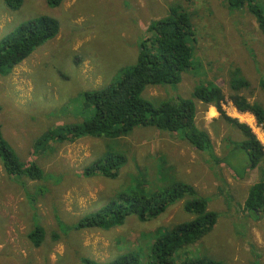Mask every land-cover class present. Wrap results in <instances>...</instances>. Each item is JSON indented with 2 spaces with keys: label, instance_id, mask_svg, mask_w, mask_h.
I'll return each mask as SVG.
<instances>
[{
  "label": "rangeland",
  "instance_id": "rangeland-1",
  "mask_svg": "<svg viewBox=\"0 0 264 264\" xmlns=\"http://www.w3.org/2000/svg\"><path fill=\"white\" fill-rule=\"evenodd\" d=\"M223 1L62 0L51 6L46 0H22L11 9L0 0V38L39 15L59 24L55 37L0 76L3 136L21 160L35 161L43 171L40 180H32L7 175L0 163V264H81L83 257L107 262L129 252L137 255V264H146L156 234L191 217L183 209L184 200L146 221L129 215L109 229L76 230L72 225L118 191L158 190L172 177L192 184L217 213L208 233L173 252L175 261L207 257L220 264H264V214L254 219L244 210L249 187L264 178V158L255 168H244L241 178L236 169L233 174L224 151L244 136L211 105L196 101L195 123L209 133L214 153L198 151L178 133L153 126H138L119 137L56 141L34 151L36 139L49 128L88 118L90 105L83 92L108 85L135 63L146 27L164 16L171 3L191 12L194 66L182 72L181 82L148 86L142 96L154 103L192 98L195 86L212 83L224 95L226 115L248 124L264 144L261 125L251 113L234 107L228 84L236 70V77L248 81L239 93L264 109V35L245 10L230 11ZM118 151L126 161L116 177L84 176V166ZM34 223L44 229L38 247L27 237Z\"/></svg>",
  "mask_w": 264,
  "mask_h": 264
},
{
  "label": "trees",
  "instance_id": "trees-1",
  "mask_svg": "<svg viewBox=\"0 0 264 264\" xmlns=\"http://www.w3.org/2000/svg\"><path fill=\"white\" fill-rule=\"evenodd\" d=\"M11 9L21 6L22 0H4ZM51 6L62 0H46ZM230 11L245 10L264 35V0H224ZM59 24L48 15L24 20L0 38V76L7 75L13 67L27 58L32 51L47 39L57 35ZM196 40L191 12L175 3L169 4L165 16L151 21L140 41L136 61L120 70L115 80L104 87L84 91L83 97L89 103L90 115L81 123L52 127L40 134L34 143V151L41 152L52 142H72L83 136L119 137L138 126L176 132L198 151H211L208 134L195 125L196 101L215 107L219 116L236 126L244 136L235 145L224 151L226 165L241 177L244 168H255L264 158V144L256 137L248 124L226 115L222 104L224 95L220 87L212 83L197 85L192 98L176 96L159 103L146 99L142 92L148 86L177 84L182 72L194 64L193 42ZM233 71L228 84L233 93L231 102L239 112L251 113L264 132V109L260 104L250 103L240 90L248 81L236 77ZM264 91V81L261 83ZM122 152H109L84 166V176L101 174L108 178L117 176L120 166L125 164ZM0 163L7 175H23L32 180L43 177L42 168L35 162H24L4 138L0 128ZM158 190L143 191L130 189L118 191L95 211L82 216L72 225L73 229H109L120 226L129 215L140 221L157 217L165 208L183 201V209L191 218L162 231L152 241L151 257L146 264H220L207 257L186 258L175 261L171 256L181 247L188 246L208 233L217 220V213L208 209L207 200L182 180L173 181ZM172 182V183H171ZM143 188H147L143 185ZM247 216L257 219L264 214V178L253 182L244 200ZM33 245L38 247L44 238V229L37 223L27 234ZM134 253H121L107 262L89 257L81 258V264H137Z\"/></svg>",
  "mask_w": 264,
  "mask_h": 264
},
{
  "label": "crops",
  "instance_id": "crops-1",
  "mask_svg": "<svg viewBox=\"0 0 264 264\" xmlns=\"http://www.w3.org/2000/svg\"><path fill=\"white\" fill-rule=\"evenodd\" d=\"M167 12H168V10H167ZM166 14H167V13H166ZM166 14H165V15H166ZM165 15H164V16H165ZM162 17H163V16H162ZM158 19H159V18H158ZM154 20H157V19H154ZM151 21H153V20H151ZM151 21H150V22H151ZM150 22H149V23H150ZM229 117H231V116H229ZM233 118H234V117H233ZM235 118H237V117H235ZM195 125L197 126L196 123H195ZM197 127H198V126H197ZM198 128H199V127H198ZM199 129H201V128H199ZM160 130H161V129H160ZM201 130H204V129H201ZM163 131H164V130H163ZM204 131H205V130H204ZM166 132H167V131H166ZM205 132H206V131H205ZM206 133H207L208 136H209V133H208V132H206ZM179 137L182 138V139H184V140H186L185 138H183V137H181V136H179ZM209 138H210V136H209ZM242 140H243V139H242ZM186 141H187V140H186ZM187 142H188V141H187ZM210 142H211V139H210ZM188 143H189V142H188ZM189 144H190V143H189ZM211 146H212V145H211ZM212 152L214 153V151H213V146H212ZM230 169H231V168H230ZM232 172H233V171H232ZM233 174H234V173H233ZM237 177H238V176H237ZM174 178H175V177H174ZM238 178H241V177H238ZM175 179H177V180H181V179H179V178H175ZM169 180H170V179H169ZM169 180H168V181H169ZM182 181H183V180H182ZM184 182H185V181H184ZM185 183H187V182H185ZM188 184H190V183H188ZM190 185L193 186L192 184H190ZM198 194H199V193H198ZM204 198H205V197H204ZM207 206H208V205H207ZM208 209H209V208H208ZM212 211H213V210H212ZM190 218H191V217H190ZM190 218H189V219H190ZM187 220H188V219H187ZM214 225H215V224H214ZM214 225H213V226H214Z\"/></svg>",
  "mask_w": 264,
  "mask_h": 264
}]
</instances>
